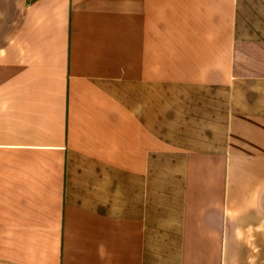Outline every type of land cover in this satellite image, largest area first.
<instances>
[{
	"label": "crops",
	"instance_id": "crops-1",
	"mask_svg": "<svg viewBox=\"0 0 264 264\" xmlns=\"http://www.w3.org/2000/svg\"><path fill=\"white\" fill-rule=\"evenodd\" d=\"M0 264H264V0H0Z\"/></svg>",
	"mask_w": 264,
	"mask_h": 264
}]
</instances>
